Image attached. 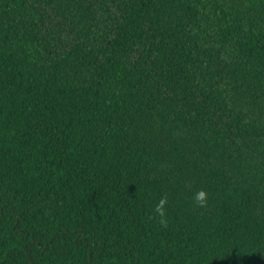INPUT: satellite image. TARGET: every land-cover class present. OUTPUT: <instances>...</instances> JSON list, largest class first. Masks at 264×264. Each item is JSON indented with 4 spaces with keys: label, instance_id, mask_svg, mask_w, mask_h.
<instances>
[{
    "label": "trees",
    "instance_id": "obj_1",
    "mask_svg": "<svg viewBox=\"0 0 264 264\" xmlns=\"http://www.w3.org/2000/svg\"><path fill=\"white\" fill-rule=\"evenodd\" d=\"M0 264H264V0H0Z\"/></svg>",
    "mask_w": 264,
    "mask_h": 264
},
{
    "label": "clouds",
    "instance_id": "obj_2",
    "mask_svg": "<svg viewBox=\"0 0 264 264\" xmlns=\"http://www.w3.org/2000/svg\"><path fill=\"white\" fill-rule=\"evenodd\" d=\"M205 196H206V192L204 190L198 191L196 193V201L198 203H204L205 202ZM161 203H163V201ZM158 210H159V206H158Z\"/></svg>",
    "mask_w": 264,
    "mask_h": 264
}]
</instances>
